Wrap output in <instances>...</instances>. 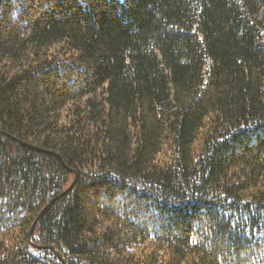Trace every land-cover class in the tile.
Masks as SVG:
<instances>
[{"label": "trees", "instance_id": "trees-1", "mask_svg": "<svg viewBox=\"0 0 264 264\" xmlns=\"http://www.w3.org/2000/svg\"><path fill=\"white\" fill-rule=\"evenodd\" d=\"M40 246L264 264V0H0V264Z\"/></svg>", "mask_w": 264, "mask_h": 264}, {"label": "water", "instance_id": "water-1", "mask_svg": "<svg viewBox=\"0 0 264 264\" xmlns=\"http://www.w3.org/2000/svg\"><path fill=\"white\" fill-rule=\"evenodd\" d=\"M13 139H15L16 141H18L21 145L27 147V148H30V149H33V150H37V151H41V152H49V153H53V152H50V151H46V150H43V149H40V148H37L29 143H26L20 139H17L15 137H13ZM76 180V176L73 180V182L69 185V187L62 191L61 193L57 194L56 196H54L52 199H50V201L45 205V207L40 211V213L37 215L36 219L34 220L33 224H32V227H31V230H30V234H29V240H30V237L32 235V231H33V228L35 226V224L38 222L39 218L50 208V206L55 202L57 201L59 198H61L63 195H65L69 190H71V188L73 187L74 185V182ZM31 241V240H30ZM40 248H48V249H51L55 255L60 259V261L63 263V264H67L65 259L63 258V256L58 252V250L55 248V247H52V246H40Z\"/></svg>", "mask_w": 264, "mask_h": 264}]
</instances>
